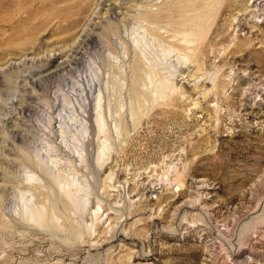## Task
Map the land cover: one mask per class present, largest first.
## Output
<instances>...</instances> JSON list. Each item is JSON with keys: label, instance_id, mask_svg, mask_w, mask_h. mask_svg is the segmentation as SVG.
Returning a JSON list of instances; mask_svg holds the SVG:
<instances>
[{"label": "rangeland", "instance_id": "1", "mask_svg": "<svg viewBox=\"0 0 264 264\" xmlns=\"http://www.w3.org/2000/svg\"><path fill=\"white\" fill-rule=\"evenodd\" d=\"M0 264H264V0H0Z\"/></svg>", "mask_w": 264, "mask_h": 264}, {"label": "bare ground", "instance_id": "2", "mask_svg": "<svg viewBox=\"0 0 264 264\" xmlns=\"http://www.w3.org/2000/svg\"><path fill=\"white\" fill-rule=\"evenodd\" d=\"M204 1V0H203ZM208 1V0H207ZM196 4V3H195ZM181 8H184V6H180V5H178V6H172L171 8H169L168 10L170 11V12H172L171 14H159V15H161V16H159V20H163V19H168V18H170V17H172V14H174L175 12H177L178 10H180ZM209 11V10H208ZM207 11V12H208ZM203 13V12H202ZM201 18V17H200ZM199 21V20H198ZM180 23V22H179ZM198 23V22H197ZM159 24H160V22H159ZM186 24V23H185ZM176 27V26H175ZM197 29H199V28H197ZM187 30V29H186ZM191 30V29H190ZM199 48V47H198ZM197 49V48H196ZM193 51V50H192ZM196 53V52H195ZM194 57V56H193ZM162 87H164V86H162ZM23 214L24 215H26V217L28 218V219H30L29 217H32L33 216V214H32V210H31V206L28 204V205H26L24 208H23ZM37 217L39 218L40 216H39V214H35V216H33L32 218H36L37 219ZM35 222V221H34Z\"/></svg>", "mask_w": 264, "mask_h": 264}]
</instances>
